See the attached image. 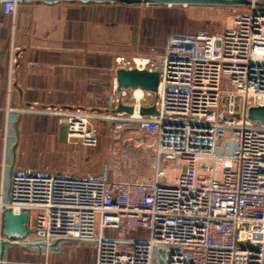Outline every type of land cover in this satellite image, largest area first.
Instances as JSON below:
<instances>
[{
    "label": "built area",
    "instance_id": "2783aa9c",
    "mask_svg": "<svg viewBox=\"0 0 264 264\" xmlns=\"http://www.w3.org/2000/svg\"><path fill=\"white\" fill-rule=\"evenodd\" d=\"M248 1L221 31L171 33L160 50L115 56L116 68L159 73L156 91L119 96L114 79L104 118L124 164L88 176L12 173L0 212H27L28 232H0V264L20 243L92 248L95 264H264V121L249 117L264 106V0ZM17 6L4 0L6 13ZM152 105L157 114L141 113ZM55 110L70 137L97 145L95 114ZM132 148L149 153L147 172L134 174ZM140 230L146 237L133 236Z\"/></svg>",
    "mask_w": 264,
    "mask_h": 264
},
{
    "label": "crops",
    "instance_id": "0c3cea01",
    "mask_svg": "<svg viewBox=\"0 0 264 264\" xmlns=\"http://www.w3.org/2000/svg\"><path fill=\"white\" fill-rule=\"evenodd\" d=\"M156 5L164 4L18 0L16 11L6 13L0 0V198L14 172L88 176L101 171L93 168L92 149L78 146L52 110L92 111L109 104L114 55L165 45L151 28ZM14 47L18 59L11 63ZM3 227L0 212L2 233ZM4 252L6 264L96 263L95 251L81 245L45 252L8 244Z\"/></svg>",
    "mask_w": 264,
    "mask_h": 264
},
{
    "label": "rangeland",
    "instance_id": "374dc122",
    "mask_svg": "<svg viewBox=\"0 0 264 264\" xmlns=\"http://www.w3.org/2000/svg\"><path fill=\"white\" fill-rule=\"evenodd\" d=\"M235 7L211 5L184 6L182 4H164L160 6L156 5L152 10L154 12V18L150 20L154 24V26L151 27L152 32H155L156 34L155 39H157V41H160L162 38L167 39L169 34L176 32L191 33L196 31H206L209 33H214L216 31H221L222 28L232 24L234 16L240 11L239 8ZM141 50L142 49L138 48L134 50L125 49L122 53L129 54ZM120 53H116L114 56ZM111 94L112 93H110V99ZM107 107L108 106L104 107L103 109L88 111L96 115L93 119H91V123L97 127L98 143L96 146H86L80 142L79 138H75L78 146L92 149V165L93 168L97 169H101L106 162L124 164L125 161L123 160V155L121 156L120 153V149L125 145H123L121 142L117 143L111 141L109 134V124L107 123L106 118H104L107 113ZM55 111V109L52 110V112ZM55 117L58 120L64 119L56 113ZM130 156L137 161H135L134 166L132 167L134 169V174H141L148 171L147 163L142 162L141 158H147L149 156V153L137 148H132ZM145 234L146 232L142 233V231L140 230L134 232L133 236L146 237Z\"/></svg>",
    "mask_w": 264,
    "mask_h": 264
},
{
    "label": "water",
    "instance_id": "95a60500",
    "mask_svg": "<svg viewBox=\"0 0 264 264\" xmlns=\"http://www.w3.org/2000/svg\"><path fill=\"white\" fill-rule=\"evenodd\" d=\"M44 1H61V0H44ZM82 2H120L124 4L146 3V4H186V5H211V6H245L249 4L248 0H79ZM259 5H264V1H259ZM117 80V95H120L121 88H143L145 90L156 91L159 84V73L156 70L125 68L119 67L116 70ZM117 111L132 112L133 107L120 103ZM143 114H157L156 106L142 107ZM249 117L252 120L264 121V106H255L249 109ZM4 227L3 233L10 235L11 233H18L25 236L28 232L27 222L28 213L22 212L15 214L11 211H5L3 214ZM8 244L7 241L2 243V246ZM40 246V245H31ZM162 254L161 261L165 260V249L161 248L159 251Z\"/></svg>",
    "mask_w": 264,
    "mask_h": 264
}]
</instances>
